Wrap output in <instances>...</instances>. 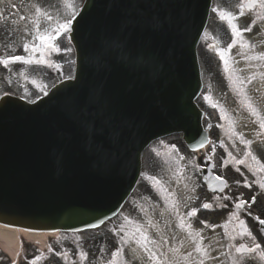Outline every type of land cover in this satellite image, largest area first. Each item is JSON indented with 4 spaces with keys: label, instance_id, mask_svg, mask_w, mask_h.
Here are the masks:
<instances>
[{
    "label": "water",
    "instance_id": "obj_1",
    "mask_svg": "<svg viewBox=\"0 0 264 264\" xmlns=\"http://www.w3.org/2000/svg\"><path fill=\"white\" fill-rule=\"evenodd\" d=\"M193 1L88 0L86 20L77 24L75 30L86 45L81 53L90 63L88 84H94L93 89L99 86L101 78L92 48L100 41L117 38V21L137 27L151 17L167 24L180 21L183 16L188 30L182 32V28L175 26L171 29L169 41L159 52L162 62L155 68L162 74L159 80L146 78L142 72L118 70L107 77L113 95L119 96L120 105L103 118V123L111 121L120 125L117 135L122 132V139L111 152L96 157L89 134L72 130L76 143L68 150L70 158L61 160L71 169L45 196L40 197L33 190L38 195H31L25 205L17 201V207L14 199H21L22 195H9L0 201V222L39 231L92 226L116 212L131 193L139 175L140 155L149 142L168 133L183 132L188 145L195 147L193 144L201 140V128L200 115L193 104L200 90L194 48L205 24L206 12L201 11L191 20L186 9ZM84 104L89 106L86 100ZM99 106L105 114L106 104L99 103ZM54 127L51 124L39 136L49 140ZM59 146L51 144V151L58 150ZM35 149L46 151L47 147L35 146Z\"/></svg>",
    "mask_w": 264,
    "mask_h": 264
},
{
    "label": "rangeland",
    "instance_id": "obj_2",
    "mask_svg": "<svg viewBox=\"0 0 264 264\" xmlns=\"http://www.w3.org/2000/svg\"><path fill=\"white\" fill-rule=\"evenodd\" d=\"M83 1L84 0H0V13H3V19H0V34L4 35L7 32V36H0V39H9L6 48L1 45L3 51L0 58L7 60L9 56H23L25 59L32 60L31 64H25L23 61H12L13 63L11 65L8 63L6 74L3 73V70L2 76L5 78L7 84H9L8 81L11 82L9 85L13 95L20 96L28 101H35L44 96L45 92L47 93L57 82L73 76L74 57L72 48L68 43L69 34L60 37L59 41L56 42L60 51L47 56L45 54V48L40 46V42L36 38L37 33L35 25L31 23V21L36 19L35 9L39 7L43 12H47L54 17V22L50 24L44 16H40L38 21L40 26L42 28L55 27V22H62L64 18L71 14L73 7L79 11ZM13 5H15V8H13ZM227 7L228 4L226 0H217V12L214 14L218 16V13L221 11L228 12ZM22 15L29 17V20L21 21L19 18ZM215 15L213 16L214 18L216 17ZM214 29L215 19H212L207 34H213ZM24 44L29 45V51L24 50ZM33 44H35V50L32 49ZM204 46L205 42L201 49L199 48L200 55L206 54ZM39 60L42 61L37 63ZM201 61L204 81L203 97H208L211 93L216 94L214 95L215 99L212 103H209L210 109L214 111V105H218V102H222V96L218 95V92L221 91L213 85L214 72L211 70L209 61H207L205 56ZM48 62L51 63V67L46 66ZM2 84L4 87H7V84L3 83V81ZM257 88L259 87H254L252 90L254 91ZM257 94L260 95L258 89L254 95L255 102L259 103L260 109H264L262 107L263 104L256 98ZM229 100H227L228 109L236 110V106L238 107L236 101L231 97ZM203 101L202 98L199 100V103L203 104L205 108ZM215 108L218 109L219 107ZM218 110L222 111L221 109ZM218 110L216 111L218 112ZM237 110L244 124L237 125L238 127L235 131L239 135L236 134L233 139L237 148H232L230 151L236 158L240 159L244 156L245 152V149L241 146V136L244 140L256 142V146L254 145L252 147L255 153H258L261 145L264 146V141L260 140L263 136L258 132L257 127L251 124L250 116H248L250 113L245 109ZM220 111L219 113L221 114ZM207 119V123L205 124L207 128H210L209 126L212 124L209 118ZM228 119L227 124L233 122V116L228 117ZM231 129L232 127H229L228 130ZM210 133L213 139L211 148L215 146L216 142L221 143L227 141L226 138H220V132L219 135L211 131ZM172 146L178 148L177 152L172 151ZM231 146L232 145H230V147ZM171 155H173V157H170ZM174 157L177 158L176 163L171 162ZM198 160H200L198 156L191 154L185 149L180 136L175 135L153 143L146 150L143 157L141 186L131 197L120 215L96 231L84 232L78 235H60L58 239L56 237L51 240L47 239L52 251L45 254V256L39 255L40 258H42V264H68V260L63 261L59 259V256L64 253L71 255L72 264H108L113 258L112 253L118 247L122 248V253L116 257V264H146L144 254L140 251L138 246L135 244L131 245V247L137 249L135 253L137 258L133 259L130 247L122 245L120 242L121 235L123 234L114 233L112 230L119 228L121 225H125L127 229L131 231L133 226L126 224L124 219L125 217H130L132 221H137L145 225L149 235L152 238L158 239L159 236L155 229L147 227L148 222L152 221L154 224H157L161 232L169 238L168 246L178 247L179 240L186 236L187 229L181 231L176 227L179 220L174 209L177 205L179 216L185 218V223H190L193 229L202 232V235L205 237V245H207L209 241H212L214 246L219 249V245L215 244L216 241H219L220 244L224 246L223 250L228 251V242L224 235V229H222L223 218H219L211 224L213 221L209 219L203 220V217L200 216V210L204 203H217L218 199L215 195L209 194L205 190L196 169ZM234 166L231 165V168L234 169ZM184 167L185 171L183 175H181L180 171H182ZM153 177L158 178L160 183L157 184L156 181L152 179ZM233 181H231V185H235ZM163 195L166 198L165 200ZM193 208L199 209V211L195 216L188 217L186 214ZM166 221L171 224V229L166 227ZM202 221H206L208 226L206 227L201 223ZM173 233L177 236L176 240H171ZM23 240L27 241V239ZM168 246H165V249ZM181 251H184V249H181ZM29 252L32 256H36L37 254V252L32 249H30ZM81 252L87 254L86 259H81ZM212 255L219 256V250L213 252ZM220 259L224 264H232L233 257H221ZM208 264H219V262L209 261Z\"/></svg>",
    "mask_w": 264,
    "mask_h": 264
},
{
    "label": "snow or ice",
    "instance_id": "obj_3",
    "mask_svg": "<svg viewBox=\"0 0 264 264\" xmlns=\"http://www.w3.org/2000/svg\"><path fill=\"white\" fill-rule=\"evenodd\" d=\"M260 8L264 10V0H244L241 5L239 15H243L245 9H254ZM15 8V5H13ZM87 5H85L84 10L78 11L75 7L71 14L64 18L62 22H55V27L52 28H42L40 26L39 18L40 16H44L47 21L51 24L54 22V17L47 13L43 12L41 8L37 7L35 9L36 19L31 21L35 25V30L37 33V40L40 42V46L45 49H55L57 52L60 51V48L57 45V41L60 37L70 34L74 31V28L77 24L86 20L85 11ZM213 12H217L216 8H213ZM219 17L221 20H226L228 26L232 32L233 38L241 35V32L251 31V28H245L243 30L239 29L238 25L233 21L238 17L233 15L231 12H219ZM0 19H3V13H0ZM21 21H28L29 17L20 16ZM173 26L178 27L179 21H169L167 24L162 23L159 18L151 17L147 20H144L137 27H129V24L125 21H117L116 27L118 36L114 40L100 41L95 44L92 48V55L96 62L97 73L101 77V81L99 86L94 88L89 93V99L91 102L105 103L108 99L113 95L112 87H110L107 83V77L114 71L118 70L121 73H136L142 72L144 73L146 78L157 81L161 77V73L155 71V68L162 62V58L159 55L160 50L165 45L167 41L170 39L171 29ZM74 38V37H69ZM234 44H229L227 49L219 50V58L223 61L224 71L230 72L232 69L229 66V60L227 56L230 54L231 49L234 47ZM24 50L29 51V45L24 44ZM213 47L219 48V45H213ZM32 49L35 50V44L32 45ZM245 61H264V52H261L257 55L253 56H244ZM9 60L11 61H23L25 64H31V59H25L23 56H12L8 60L0 61L5 67H7ZM38 63L41 61H37ZM254 65L250 64V67ZM243 71V70H242ZM264 76V73H261ZM256 79L255 73L245 76L242 79L238 80V83L243 89L245 85H250ZM45 95L47 93L45 92ZM215 106V105H214ZM248 109L253 117L257 118L260 129H264V116L260 115V112L257 111L256 107H253L252 103H248ZM79 126L89 134L90 142L93 149V154L96 157H102L105 153L111 152L112 148L120 142L122 139V132L120 135H117V131L119 130L120 125L113 124L111 121L105 122L102 126H97L96 122L84 115H81L79 119ZM239 135V134H237ZM241 142L245 145H251L252 141L244 140L243 137H240ZM174 147V146H173ZM231 153H229V156ZM246 157H251L252 161L256 162V169L254 171H258L260 173H264V163H261L256 156L252 154L249 150L245 153ZM237 164L247 165L251 169V165L248 163L247 159H240L237 161ZM239 170V169H237ZM157 184L160 183L158 178L153 177ZM214 180H220L221 184L225 187L226 182H224L220 177H214ZM240 182L237 181V184ZM245 187H251L250 184L245 183ZM261 188H264V182L260 184ZM220 191H223V187L220 188ZM225 199H231L230 197H225ZM251 203H255V197L252 198ZM249 206V202L243 200L242 198H237V202L234 204V208L237 210H243L244 208ZM213 207L210 203H204L202 205L203 209H210ZM221 207H226V205H221ZM178 216V224L176 225L181 231L186 232V236L179 240L178 247H172L169 245V238L166 237L157 224H154L152 221L148 222L147 227L155 229L159 238H152L148 231L146 230L145 225L141 224L137 221H132L130 217H125L126 224L132 225V230L129 231L125 225H121L117 229H113L112 231L121 235V244L127 245L130 247V251L133 254V259H136V248L131 247L132 244L138 246L140 251L144 254L146 264H208L209 261H217L219 264H224V262L220 259L221 257L229 258L234 257L232 259V264H242V260L244 259L246 254H254L257 250H260L259 255L260 258L264 259V250L260 243H254L253 246L248 247L244 243L236 246L232 242L236 240L237 236L243 237L248 236L251 237L253 241H255V237L252 232L246 225L244 220H241L236 212L230 214L231 218H235V220L239 224V228L236 230V235H232L228 230V223L223 225L224 235L228 240V251H224V246L220 244L219 241H216L215 244L219 245V249L214 246L212 241H209L207 245H205V237L202 235L201 231H197L193 229L192 225L185 223V218L183 216H179L178 205L174 209ZM199 209H191L186 215L188 217H193ZM249 215L251 213H248ZM258 223L264 226V219H260L259 217H255ZM206 227L208 226L206 221H202ZM166 227L171 229V224L169 222H165ZM177 236L175 233L172 234L171 240H176ZM165 246H168L165 249ZM184 249V251H181ZM219 250V256L212 255L213 252ZM49 251H52L49 248ZM122 253V248L118 247L112 253V260L108 262V264H116V257ZM81 259H86L87 254L84 252L80 253ZM39 257L36 258L38 260ZM32 264H36L34 260Z\"/></svg>",
    "mask_w": 264,
    "mask_h": 264
},
{
    "label": "bare ground",
    "instance_id": "obj_4",
    "mask_svg": "<svg viewBox=\"0 0 264 264\" xmlns=\"http://www.w3.org/2000/svg\"><path fill=\"white\" fill-rule=\"evenodd\" d=\"M20 234H23V236H26L31 240H43L48 236H56V234L27 232L24 230H16L0 226V242L5 244L10 249V251H15L19 242Z\"/></svg>",
    "mask_w": 264,
    "mask_h": 264
}]
</instances>
